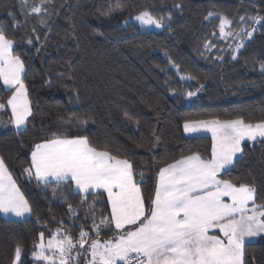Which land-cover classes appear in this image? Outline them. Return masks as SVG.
Listing matches in <instances>:
<instances>
[{
    "label": "trees",
    "instance_id": "trees-1",
    "mask_svg": "<svg viewBox=\"0 0 264 264\" xmlns=\"http://www.w3.org/2000/svg\"><path fill=\"white\" fill-rule=\"evenodd\" d=\"M144 10L163 17L165 28L142 31L125 23ZM209 12L233 19L234 32L255 31L246 40V35L223 39L219 18L206 19ZM256 17L261 24L254 22ZM25 19L18 0H0V26L14 38V51L24 60L33 109L27 131L19 135L8 125L9 110L0 116V158L33 209L21 221L0 215V264L13 263L17 245L22 248L19 264H37L32 253L39 234L49 238L61 222L74 239L81 226L91 233L87 205L73 218L62 203L67 196L74 207L79 204L81 195L70 194L72 184L38 185L23 173L33 146L52 134L87 135L98 148L129 159L137 178L144 174L147 203L159 167L195 152L205 159L211 155V138L185 135L186 120H264V0H51L47 14ZM17 22L22 26L14 27ZM241 39L244 47L233 59ZM207 42L215 45L211 51L204 48ZM189 76L194 78L181 79ZM189 91L196 95L187 96ZM10 95L0 86V102ZM242 147V158L220 178L255 183L256 202L264 203V140ZM95 198L87 197L89 202ZM99 199L97 221L101 209L103 215L110 213L105 194ZM111 235L101 233L104 239ZM244 259L245 264H264V235L246 244Z\"/></svg>",
    "mask_w": 264,
    "mask_h": 264
},
{
    "label": "snow or ice",
    "instance_id": "snow-or-ice-1",
    "mask_svg": "<svg viewBox=\"0 0 264 264\" xmlns=\"http://www.w3.org/2000/svg\"><path fill=\"white\" fill-rule=\"evenodd\" d=\"M21 4L28 9L26 23L29 15L47 14L51 0L38 3L33 0L30 5L28 0H21ZM214 15L219 18V35L223 39L245 35L250 38L255 31L241 28L234 32L233 19L212 12L206 19ZM133 19L141 26L164 27V18H157L148 10ZM252 19L261 24V18ZM239 21L244 23L245 17L241 16ZM21 26L19 22L14 25ZM27 43L32 44V39ZM15 46L14 38L0 26V86L11 93L6 102H0V116L10 109L8 125L19 135L27 131L33 109L25 83V63L14 51ZM213 47L211 42L204 45L206 51ZM243 47L241 39L235 45L233 59ZM260 70L264 73V63ZM194 95L192 91L187 93L189 97ZM183 130L190 135L211 133V155L205 159L195 152L159 167L154 193L147 203L141 187L145 183L144 174L139 173L138 179L129 159L98 148L87 135L54 133L36 143L30 165L23 169L27 179L45 186L53 182L58 186L74 185L70 194L81 195L79 204L74 207L67 196L62 203L68 205L73 218H78L77 210L87 205L85 219H91L92 226L91 233L81 226L76 239L63 227V222L47 241L41 232L39 243L33 245V259L40 264H78L86 254V264H245L246 244L264 235V203L256 202L255 183H237L220 176L242 158L244 142L264 140V120L255 123L246 122L243 117L186 120ZM57 191L53 192L54 198ZM93 194L96 198L89 202L87 197ZM103 194L110 213L103 215L101 209L97 221L96 205L103 203L99 199ZM32 211L17 180L0 158V213L25 217ZM104 231L112 235L104 239L101 236ZM21 253L22 248L17 245L16 261H20Z\"/></svg>",
    "mask_w": 264,
    "mask_h": 264
},
{
    "label": "rangeland",
    "instance_id": "rangeland-1",
    "mask_svg": "<svg viewBox=\"0 0 264 264\" xmlns=\"http://www.w3.org/2000/svg\"><path fill=\"white\" fill-rule=\"evenodd\" d=\"M32 3V0H28V4L30 5ZM18 4H19V7H20V9H21V11L23 12V14L25 15V12L28 10L27 9V6H22V4H21V0H18ZM140 13V12H139ZM137 15V14H136ZM136 15H134V16H132V17H130V18H128V19H126L125 21H128L127 23H130V22H132V23H134L135 25H137L142 31H154V32H160V31H162L164 28H165V24H164V27H162V28H155L154 26H141L140 24H139V22H137V21H134V17L136 16ZM31 15H29L28 17H30ZM42 20V19H41ZM41 20H39V22H41ZM227 31V30H226ZM251 31H253V30H251ZM249 37H246L245 38V40L246 39H248ZM244 41V40H243ZM233 54H234V52H233ZM184 134L185 135H190V134H187V133H185L184 132ZM199 136L200 135H206V136H209L210 138H211V133H206V134H198ZM191 136H196V135H191ZM258 140H260V139H258ZM211 142H212V139H211ZM246 142H251V141H246ZM222 179V178H221ZM257 237H255V238H253L252 239V241L253 240H255ZM48 238H46L45 240H47ZM38 243H39V239H38ZM12 264H19V261H16L15 259H14V261H13V263ZM37 264H40V262H38L37 261Z\"/></svg>",
    "mask_w": 264,
    "mask_h": 264
},
{
    "label": "crops",
    "instance_id": "crops-1",
    "mask_svg": "<svg viewBox=\"0 0 264 264\" xmlns=\"http://www.w3.org/2000/svg\"><path fill=\"white\" fill-rule=\"evenodd\" d=\"M8 110H9V113H10V109H8ZM13 129H14V128H13ZM14 130H15V129H14ZM189 136H191V135H189ZM30 162H31V154H30ZM72 186L74 187V185H72ZM105 196H106V194H105ZM109 208H110V205H109ZM0 215H1L2 218L5 219V220H13V221L26 220V219H28V218L30 217V215H26L25 217H15V216H13V215H11V214L5 216L3 213H0ZM45 241H47V240H45ZM82 257H83L82 262H83V263H86V260L88 259L87 255L85 254V256H82Z\"/></svg>",
    "mask_w": 264,
    "mask_h": 264
},
{
    "label": "built area",
    "instance_id": "built-area-1",
    "mask_svg": "<svg viewBox=\"0 0 264 264\" xmlns=\"http://www.w3.org/2000/svg\"><path fill=\"white\" fill-rule=\"evenodd\" d=\"M84 264H86V263H84Z\"/></svg>",
    "mask_w": 264,
    "mask_h": 264
}]
</instances>
